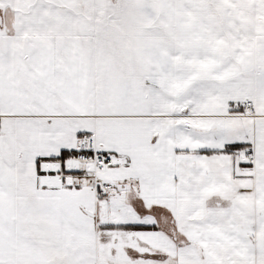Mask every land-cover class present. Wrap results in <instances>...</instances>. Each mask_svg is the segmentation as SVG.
<instances>
[{"label": "snow or ice", "instance_id": "obj_1", "mask_svg": "<svg viewBox=\"0 0 264 264\" xmlns=\"http://www.w3.org/2000/svg\"><path fill=\"white\" fill-rule=\"evenodd\" d=\"M0 264H264V0H0Z\"/></svg>", "mask_w": 264, "mask_h": 264}]
</instances>
